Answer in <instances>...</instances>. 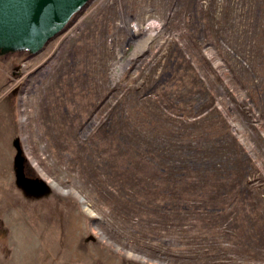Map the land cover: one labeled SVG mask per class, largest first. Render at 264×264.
<instances>
[{
    "label": "rangeland",
    "instance_id": "1",
    "mask_svg": "<svg viewBox=\"0 0 264 264\" xmlns=\"http://www.w3.org/2000/svg\"><path fill=\"white\" fill-rule=\"evenodd\" d=\"M0 264H264V0H89L0 52Z\"/></svg>",
    "mask_w": 264,
    "mask_h": 264
},
{
    "label": "water",
    "instance_id": "2",
    "mask_svg": "<svg viewBox=\"0 0 264 264\" xmlns=\"http://www.w3.org/2000/svg\"><path fill=\"white\" fill-rule=\"evenodd\" d=\"M88 1L0 0V52H40Z\"/></svg>",
    "mask_w": 264,
    "mask_h": 264
},
{
    "label": "built area",
    "instance_id": "3",
    "mask_svg": "<svg viewBox=\"0 0 264 264\" xmlns=\"http://www.w3.org/2000/svg\"><path fill=\"white\" fill-rule=\"evenodd\" d=\"M134 27H136V28H137V25H136V26L134 25Z\"/></svg>",
    "mask_w": 264,
    "mask_h": 264
}]
</instances>
